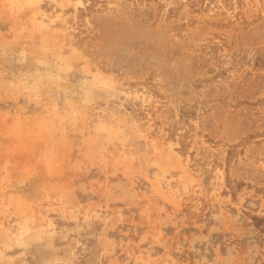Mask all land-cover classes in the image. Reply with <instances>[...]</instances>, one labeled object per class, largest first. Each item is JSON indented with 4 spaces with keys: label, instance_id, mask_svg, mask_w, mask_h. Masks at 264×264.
<instances>
[{
    "label": "rangeland",
    "instance_id": "obj_1",
    "mask_svg": "<svg viewBox=\"0 0 264 264\" xmlns=\"http://www.w3.org/2000/svg\"><path fill=\"white\" fill-rule=\"evenodd\" d=\"M0 264H264V0H0Z\"/></svg>",
    "mask_w": 264,
    "mask_h": 264
}]
</instances>
